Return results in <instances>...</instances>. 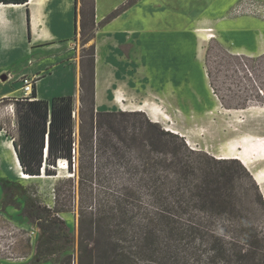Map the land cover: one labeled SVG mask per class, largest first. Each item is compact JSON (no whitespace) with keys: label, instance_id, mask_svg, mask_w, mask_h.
Instances as JSON below:
<instances>
[{"label":"rangeland","instance_id":"rangeland-1","mask_svg":"<svg viewBox=\"0 0 264 264\" xmlns=\"http://www.w3.org/2000/svg\"><path fill=\"white\" fill-rule=\"evenodd\" d=\"M75 1V29L71 19L68 27L57 28L59 39L52 46L32 44L27 56L0 68V94L18 89L15 95L0 97V128L8 137L17 131L15 102L23 94L22 79L33 80L35 88L42 76L66 69L73 82L77 139L80 96L86 93L81 82L89 85L93 63L94 90L97 84L100 93L98 110H130L159 101L167 130L217 158H238L249 168L264 200L258 181L264 182V0H226L224 12L236 4H241L240 11L222 21L211 16L205 25L197 11L211 0H104L103 9L97 8L96 0ZM189 27L198 36L199 60L200 46L206 43L202 62L192 57L194 39L185 32ZM201 28L210 30L202 37ZM209 33L213 37L208 38ZM30 38L29 30L26 39ZM2 155L0 264H68L63 260L68 254L77 264L78 202L71 197L70 202H55L56 188L69 193L64 179L72 173L57 162L60 168L51 167L54 175L42 172L22 178L20 170H4L7 164ZM32 194L51 210L67 209L56 215L64 220L68 241H60L57 253L46 258L36 252L45 232L26 206Z\"/></svg>","mask_w":264,"mask_h":264},{"label":"trees","instance_id":"trees-1","mask_svg":"<svg viewBox=\"0 0 264 264\" xmlns=\"http://www.w3.org/2000/svg\"><path fill=\"white\" fill-rule=\"evenodd\" d=\"M92 66L77 139L73 96L35 90L16 100L10 137L24 173L54 175L60 160L72 173L55 202H78L77 264H264V200L242 162L192 148L143 111L96 110ZM26 206L45 232L37 254H56L68 241L56 213L67 209L33 194Z\"/></svg>","mask_w":264,"mask_h":264},{"label":"crops","instance_id":"crops-1","mask_svg":"<svg viewBox=\"0 0 264 264\" xmlns=\"http://www.w3.org/2000/svg\"><path fill=\"white\" fill-rule=\"evenodd\" d=\"M211 1L212 2L208 6L202 7L201 11H197L203 17L201 20L203 25H205L211 19V16L213 17L212 19L222 21L224 16L228 14V11L224 12L226 0ZM103 2L104 0H96L97 8L107 5ZM75 5V0H28L25 3L0 2V68L8 61L10 62L16 58L27 56L30 53V46L32 44H46L45 47L52 46L50 43L59 39L57 28L68 27L70 25L71 19H73L75 29V17H73ZM133 7V5L129 6L127 10L132 9ZM189 10V13L191 14L194 12L191 10V8H189ZM205 17L206 20H204ZM195 27L200 28L198 25H195L194 28ZM190 28L191 27H189L187 31L185 30V32L192 35L194 39L192 57L197 59L196 55L197 49L199 47L198 36H194L192 31L194 28L192 27L191 31L189 30ZM201 29L203 32L210 30V28ZM29 30L31 32V41L27 40L29 39ZM203 36H205V32L202 34V37ZM205 45L206 43L203 44V46H200L201 58L200 60L197 59L199 62H202L204 57ZM98 58L99 56L97 55V60ZM35 84L36 87L34 90L36 92V98L48 101H50L54 96L72 95L74 90L73 82L70 80V73L66 69L58 74L54 71L51 74L48 73L47 75L39 78ZM17 90L18 89H15V87L12 88V90L5 89L3 93L0 94V97H9V95H15ZM99 95L100 93L96 84V110H98L97 107L100 101ZM140 108L144 110H139ZM120 110L125 109L120 108ZM130 110H139L145 112L150 120L160 123L163 125V127L164 123L167 124L168 122L165 118V112L161 108L159 101L154 100L148 104H137L134 109ZM147 110H149L151 114H149ZM11 141L12 140L10 137H8L5 131L0 129V154L2 155L3 153L2 158L3 160L5 159L4 162L7 164V168H4V170L10 172L9 169L11 167L17 172L20 170L21 173L22 171L20 166L18 167V160L16 158Z\"/></svg>","mask_w":264,"mask_h":264},{"label":"built area","instance_id":"built-area-1","mask_svg":"<svg viewBox=\"0 0 264 264\" xmlns=\"http://www.w3.org/2000/svg\"><path fill=\"white\" fill-rule=\"evenodd\" d=\"M241 4H236L235 6H233V8H231V10L228 12V14H234V13H237L240 11L241 9ZM22 91H23V94L21 96V98H18V99H23V98H29V99H33V97L31 96L32 95V92L34 90V86H33V80L29 79L27 76H25L23 79H22ZM76 111L74 110L72 115H73V118L75 119L76 117Z\"/></svg>","mask_w":264,"mask_h":264},{"label":"bare ground","instance_id":"bare-ground-1","mask_svg":"<svg viewBox=\"0 0 264 264\" xmlns=\"http://www.w3.org/2000/svg\"><path fill=\"white\" fill-rule=\"evenodd\" d=\"M213 35H214V34L209 33V34H208V38L213 37ZM12 146H13V144H12ZM13 149H14V147H13ZM14 152H15V150H14ZM15 155H16V153H15ZM16 158H17V157H16ZM17 160H18V159H17ZM63 163H64V161H62V160L59 161V165H60V164H63ZM244 163H245V165H246L247 167H249L245 161H244ZM65 164H66V163H65ZM59 165H58V166H59ZM18 167H19V164H18ZM59 168H60V166H59ZM247 169H249V168H247ZM38 176H40V175H29V174L24 173L23 171L21 172V177H22V178H31V177H38ZM258 181H259V183L261 184V185H260V186H261V189H264V188H263V185H264L263 180H261V178H260V179L258 178Z\"/></svg>","mask_w":264,"mask_h":264},{"label":"water","instance_id":"water-1","mask_svg":"<svg viewBox=\"0 0 264 264\" xmlns=\"http://www.w3.org/2000/svg\"><path fill=\"white\" fill-rule=\"evenodd\" d=\"M5 77H6V75L5 74H3L2 76H1V78L2 79H5ZM14 147V146H13ZM15 150V149H14ZM45 154H46V151H45ZM16 157H17V155H16ZM247 169V168H246ZM248 170V169H247ZM249 171V170H248ZM250 172V171H249ZM251 173V172H250ZM42 174V173H41Z\"/></svg>","mask_w":264,"mask_h":264}]
</instances>
